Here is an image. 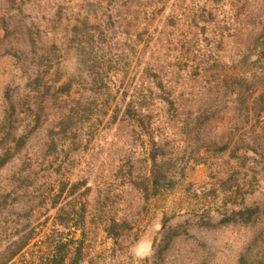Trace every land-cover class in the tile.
Returning a JSON list of instances; mask_svg holds the SVG:
<instances>
[{
    "label": "rangeland",
    "instance_id": "1",
    "mask_svg": "<svg viewBox=\"0 0 264 264\" xmlns=\"http://www.w3.org/2000/svg\"><path fill=\"white\" fill-rule=\"evenodd\" d=\"M58 244L264 264V0H0V264Z\"/></svg>",
    "mask_w": 264,
    "mask_h": 264
},
{
    "label": "trees",
    "instance_id": "2",
    "mask_svg": "<svg viewBox=\"0 0 264 264\" xmlns=\"http://www.w3.org/2000/svg\"><path fill=\"white\" fill-rule=\"evenodd\" d=\"M225 147L221 148L223 151ZM160 153V155H159ZM161 158V152L158 149H153L150 153V160L152 163L151 169V195H157L160 189L163 188H173L176 185L175 175L168 174V171H165L164 163ZM27 240H23L19 246L10 251V254L7 257V260H11L15 255H17L26 245ZM17 244V243H14ZM66 244L55 245L51 250L49 255L46 257L45 261L41 264H65L67 259V250ZM79 252V250H78Z\"/></svg>",
    "mask_w": 264,
    "mask_h": 264
}]
</instances>
